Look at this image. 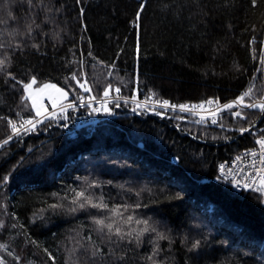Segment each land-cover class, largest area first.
<instances>
[{
    "label": "trees",
    "instance_id": "obj_1",
    "mask_svg": "<svg viewBox=\"0 0 264 264\" xmlns=\"http://www.w3.org/2000/svg\"><path fill=\"white\" fill-rule=\"evenodd\" d=\"M263 55L264 0H0V264H264L262 191L217 178L264 139L262 105L216 123L73 105L7 139L8 117L35 116L33 78L70 100L252 102Z\"/></svg>",
    "mask_w": 264,
    "mask_h": 264
},
{
    "label": "built area",
    "instance_id": "obj_2",
    "mask_svg": "<svg viewBox=\"0 0 264 264\" xmlns=\"http://www.w3.org/2000/svg\"><path fill=\"white\" fill-rule=\"evenodd\" d=\"M88 93V95H84L77 100L69 101L65 106L91 105L94 109H98L100 103L124 100L150 108L192 115L199 120H208L215 123L228 110L240 117H245L243 109L255 105H262L264 107V98L250 102L244 100L242 96L233 97L228 100H223L220 97H210L206 101L201 102H174L158 97L152 92L144 95L135 93L132 96H125L118 90L110 88L108 93L103 97H96L91 91ZM45 116L26 115L19 118L8 117L12 131L10 136L13 137L31 131ZM94 121L95 117L90 116L84 119L82 123H93ZM217 178L235 189L261 190L264 196V139L259 137L254 146L240 151L231 158L221 160L218 165Z\"/></svg>",
    "mask_w": 264,
    "mask_h": 264
},
{
    "label": "rangeland",
    "instance_id": "obj_3",
    "mask_svg": "<svg viewBox=\"0 0 264 264\" xmlns=\"http://www.w3.org/2000/svg\"><path fill=\"white\" fill-rule=\"evenodd\" d=\"M261 69L264 71V55L261 57ZM87 85L88 81L85 80L84 88H86ZM25 92L27 97L30 99L31 104L33 105L35 116H55L68 107L65 105L69 101H73L70 100L69 92L64 87L52 81L37 83V80L33 78L25 85ZM96 124L97 119L92 123V125L95 126ZM10 135L7 137V139L12 137ZM2 142L3 141H0V143Z\"/></svg>",
    "mask_w": 264,
    "mask_h": 264
}]
</instances>
